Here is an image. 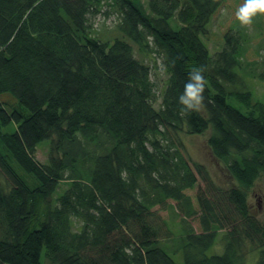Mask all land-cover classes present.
I'll return each mask as SVG.
<instances>
[{
  "label": "trees",
  "instance_id": "obj_1",
  "mask_svg": "<svg viewBox=\"0 0 264 264\" xmlns=\"http://www.w3.org/2000/svg\"><path fill=\"white\" fill-rule=\"evenodd\" d=\"M102 2L0 0V264H243L251 252L264 264V221L247 199L264 171V101L239 71L246 32L222 27L214 54L203 38L243 0H104L122 18L104 40L89 21ZM156 54L168 74L158 107L144 59ZM193 67L207 81L204 105L181 115ZM208 129L238 182L224 191L229 208L199 194L201 230L165 227L155 207L168 199L183 219L198 212L182 137ZM45 140L46 163L36 158ZM180 250L183 262L170 253Z\"/></svg>",
  "mask_w": 264,
  "mask_h": 264
},
{
  "label": "rangeland",
  "instance_id": "obj_2",
  "mask_svg": "<svg viewBox=\"0 0 264 264\" xmlns=\"http://www.w3.org/2000/svg\"><path fill=\"white\" fill-rule=\"evenodd\" d=\"M104 0L101 4V10L97 13H91L89 16L90 29H93V33L101 40L119 34L118 27L121 24L122 18L120 13L110 7ZM231 12L226 8H223L215 17H212L207 25V33L203 36L207 43L211 54L222 49L225 42V35L222 27L230 25L233 30L242 29V33L246 32L245 46H246V58H244V69L239 68L242 74H245V78L248 82L249 87L254 93V96L264 101V16H257L254 19L251 28L242 26L236 17H230ZM136 54L141 56L138 52V48L134 45ZM151 66L152 78L156 83V94L157 101L156 106L160 105L162 100V91L165 86V81L168 76L162 59L156 55H148L144 58ZM249 72H253L255 76H250ZM261 74V75H260ZM11 96L8 92L2 93V96ZM14 99V98H13ZM211 134V130L208 129L206 132L195 135H185L182 137L183 143L186 142L187 156L192 163L195 172L198 177V181L193 188L185 189L186 193L192 196L193 204L197 208L198 212L190 217L183 219V213H181L177 207V202L174 199H168L167 203L163 206L155 207L157 215V221L161 222L165 227L167 224L164 223V218L174 225L178 229V225L181 220H185L187 224L193 225L197 230H201L200 215L201 209L198 203L197 197L199 194L208 196L211 200L217 198L220 199L224 209H228V201L224 199V191L233 184L238 182L233 179L227 171L225 163L218 159L210 150L208 145V137ZM104 139V136L102 135ZM49 140H45L39 143L36 151V158L42 162L49 161ZM201 162L205 165L208 170V178L204 179L201 173L195 168L194 163ZM0 177L2 180L9 179L7 173L0 168ZM248 202L251 206V210L258 218L264 221V171L260 174L256 182L251 188L248 189ZM163 240V241H168ZM171 240V238L169 239ZM215 251H222V245L217 242L212 248L208 250V253ZM174 259L183 262L182 250L178 253L170 252ZM246 260L243 264H254V252L249 255L247 253Z\"/></svg>",
  "mask_w": 264,
  "mask_h": 264
},
{
  "label": "clouds",
  "instance_id": "obj_3",
  "mask_svg": "<svg viewBox=\"0 0 264 264\" xmlns=\"http://www.w3.org/2000/svg\"><path fill=\"white\" fill-rule=\"evenodd\" d=\"M235 16L242 26L251 28L257 16H264V0H243ZM149 82L152 83L151 77ZM206 84L203 69L193 67L188 74V82L185 83L183 92L178 97V102L182 105L181 115L202 109Z\"/></svg>",
  "mask_w": 264,
  "mask_h": 264
}]
</instances>
